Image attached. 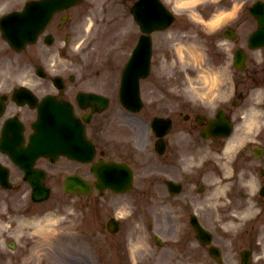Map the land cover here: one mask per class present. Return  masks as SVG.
I'll return each mask as SVG.
<instances>
[{
    "label": "clouds",
    "instance_id": "9594fccd",
    "mask_svg": "<svg viewBox=\"0 0 264 264\" xmlns=\"http://www.w3.org/2000/svg\"><path fill=\"white\" fill-rule=\"evenodd\" d=\"M167 6L175 16L186 18L196 29L191 33L185 29L179 33V36L189 34L199 36L200 32L216 33L236 19L242 3L240 0H167ZM166 35L172 40L171 48L174 52V58L170 63L173 66L179 63L181 70L188 67L194 70L193 73L186 75L179 89L181 94L192 103L210 107L213 110L219 104L230 101L234 92L231 88L225 87L227 66L210 62L206 45L196 41L186 43L179 37L172 39L177 36L175 30H169ZM217 46L228 49L230 42L222 39L217 41ZM255 57L258 63H264V52H257ZM164 59L167 60V57ZM167 75L172 76L174 73L169 71ZM213 114H215L214 111ZM232 119L236 121L235 132L239 133V137L231 136L226 140L223 149L218 154V163L226 169V176H236V182L248 193L249 206H254L255 201L252 197L258 191L261 182L251 170L241 168L239 172H234L232 162L247 141L254 140L264 131V85L256 86L250 91L248 102L233 113ZM206 158L204 155L197 156L194 152L182 153L180 156L182 166L186 171L202 166ZM230 186L231 183L223 185L218 195L224 196ZM225 203H228L226 198L217 200V204ZM131 211L132 208L129 205L120 212V215L131 214ZM256 211L259 209L257 208ZM75 212L74 207L67 206L63 212L48 216L42 222L43 226L49 231H55L61 221L68 219ZM225 227L227 228L228 225L226 224ZM256 243L260 246V251L253 256L254 264L264 257V233L257 235Z\"/></svg>",
    "mask_w": 264,
    "mask_h": 264
},
{
    "label": "rangeland",
    "instance_id": "374dc122",
    "mask_svg": "<svg viewBox=\"0 0 264 264\" xmlns=\"http://www.w3.org/2000/svg\"><path fill=\"white\" fill-rule=\"evenodd\" d=\"M245 1H246V2L249 1V3H250L252 0H245ZM245 5H247V3H245ZM116 7H117V6H116ZM246 20L249 21V18L246 19ZM249 25H250V21H249L247 24H246V23L241 24V26H240V30H241V31H245V30L248 28ZM191 36H192V35H191ZM191 39H192V41H195L194 36L191 37ZM196 42H197V43H200V44H204V45L207 44V43H205V41H203V40H196ZM211 47H214V46H212V45L208 42L207 52H208V50L211 49ZM158 50H159V52H160V51L162 50V47L160 46V48H159ZM213 59H214L216 62H221V63H222V61H223V57H222V56L213 57ZM93 66H96V64L94 63ZM100 71H101L100 76H101L102 78H103V76H104L105 73H107V72L110 73V70H108V69H105V70L101 69ZM87 73H88V74L90 73V69H89V67L87 68ZM76 241H77L76 238L74 239V237H72L71 235H69V240H68V244H67V246H68V253H69L70 256L73 255V254H76V253L79 251V249H78V247H77V243H76ZM56 244H58V242H56ZM59 246H60V245H59ZM76 257H78V256H76ZM73 259H75V258H73V257L70 258V260H69V263H70V264H83L82 262H81V263L77 262V261L79 260V258H77L76 261L73 260ZM177 264H181V263L178 262Z\"/></svg>",
    "mask_w": 264,
    "mask_h": 264
},
{
    "label": "bare ground",
    "instance_id": "6f19581e",
    "mask_svg": "<svg viewBox=\"0 0 264 264\" xmlns=\"http://www.w3.org/2000/svg\"><path fill=\"white\" fill-rule=\"evenodd\" d=\"M33 222H35V221H33Z\"/></svg>",
    "mask_w": 264,
    "mask_h": 264
}]
</instances>
